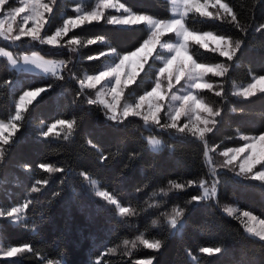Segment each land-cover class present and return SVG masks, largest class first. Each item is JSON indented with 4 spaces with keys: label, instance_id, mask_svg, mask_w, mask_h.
Segmentation results:
<instances>
[{
    "label": "trees",
    "instance_id": "1",
    "mask_svg": "<svg viewBox=\"0 0 264 264\" xmlns=\"http://www.w3.org/2000/svg\"><path fill=\"white\" fill-rule=\"evenodd\" d=\"M117 1L136 13L171 17L169 0ZM220 1L229 12L185 19L192 31L238 45L232 58L190 47L200 63L227 64L222 95L202 93L219 108L203 138L173 135L138 117L110 120L78 85L84 73L102 69L111 57L106 51L122 55L139 48L150 34L143 24L119 27L103 18L70 33L80 41L73 49L31 42L26 52L63 63L58 76L18 72L0 57V121L11 119L25 91L45 89L22 113L1 153L0 209L25 204L26 221L0 218L3 246L23 247L0 264H264V240L226 211L234 206L264 220V182L225 169L215 177L207 161L211 148L240 146L243 136L264 133V90L250 98L231 90L233 83L264 75V0ZM66 2L55 4L46 34L75 14ZM1 48L19 50L3 41ZM160 65L151 59L125 93L135 97L150 90ZM57 121L68 124L64 131L47 133ZM154 136L163 141L159 151L149 146ZM91 181L125 210L97 196ZM212 186L216 194L205 197L203 189Z\"/></svg>",
    "mask_w": 264,
    "mask_h": 264
},
{
    "label": "rangeland",
    "instance_id": "2",
    "mask_svg": "<svg viewBox=\"0 0 264 264\" xmlns=\"http://www.w3.org/2000/svg\"><path fill=\"white\" fill-rule=\"evenodd\" d=\"M63 1L65 5L66 1L73 4L70 9L75 14L65 18L52 34H46L45 30L58 0H0V41L19 49L15 54L10 49L1 48L0 57L5 58L13 70L58 76L60 73L56 74L55 70L58 67L62 70L63 63L46 58L35 50L26 52L25 48L31 42L48 44L58 49H73L80 41L68 38L70 33L103 18L119 27L143 24L150 34L139 48L122 55H116L114 50L106 51L105 54L117 57L106 60L98 73H84L78 85L88 92L91 101L100 104L110 120L121 122L129 117H138L149 127L156 126L177 136L203 138L212 131L219 108L210 103L202 93L211 91L222 95L221 78L226 73L227 64L200 63L192 56L190 47L198 44L205 50L232 58L238 45L212 32L192 31L187 28L185 19L190 14L211 17L214 10L229 12L225 3L220 0H169L171 17L161 20L133 12L117 0ZM95 41L88 40L86 43ZM151 59L161 63L153 87L139 96L130 97L125 93L126 88L135 82ZM231 90L237 97L250 98L264 90V75L254 76L247 83H233ZM44 91V88L25 91L16 101V112L11 119L7 122L0 121V157L5 144L17 128L22 113ZM67 125L63 121L54 122L47 133H61ZM243 139L240 146L211 148L208 151L207 161L213 174L216 177L218 171L225 169L234 177L264 182V133L246 135ZM149 146L151 150L159 151L163 148V141L158 137H151ZM89 184L97 196L115 204L120 212L125 210L112 194L98 187L95 181ZM203 194L205 197L214 196L216 189L214 186L204 188ZM25 209V204L0 209V218H6L15 224L24 223ZM226 211L238 218L250 235L264 240L263 219L234 206H227ZM146 244L151 245L150 242ZM153 245L154 243L151 246ZM21 249L23 247H4L0 241V258L16 257Z\"/></svg>",
    "mask_w": 264,
    "mask_h": 264
},
{
    "label": "built area",
    "instance_id": "3",
    "mask_svg": "<svg viewBox=\"0 0 264 264\" xmlns=\"http://www.w3.org/2000/svg\"><path fill=\"white\" fill-rule=\"evenodd\" d=\"M55 72H56V74H59V73L61 74V68H59V67L56 68ZM56 76H57V75H56Z\"/></svg>",
    "mask_w": 264,
    "mask_h": 264
}]
</instances>
